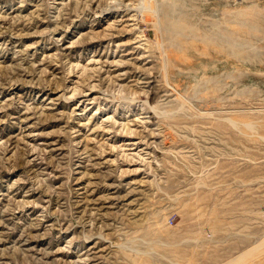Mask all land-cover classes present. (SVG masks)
Wrapping results in <instances>:
<instances>
[{
    "label": "rangeland",
    "instance_id": "obj_1",
    "mask_svg": "<svg viewBox=\"0 0 264 264\" xmlns=\"http://www.w3.org/2000/svg\"><path fill=\"white\" fill-rule=\"evenodd\" d=\"M143 3L0 0V264H264V0L229 57Z\"/></svg>",
    "mask_w": 264,
    "mask_h": 264
},
{
    "label": "bare ground",
    "instance_id": "obj_2",
    "mask_svg": "<svg viewBox=\"0 0 264 264\" xmlns=\"http://www.w3.org/2000/svg\"><path fill=\"white\" fill-rule=\"evenodd\" d=\"M210 1L211 0H154L151 3L150 1L145 0V4L143 3L144 6H142V11L148 16L155 13L150 18H155V24L160 25L159 33L161 37L169 40L170 47L176 48L182 53H185L186 50H182L183 47L179 49L180 45L190 48L194 47L191 41L194 40L196 31H201V25H203L206 30L208 29L207 31L209 32L205 33L201 38V42L205 47L204 49L224 54L227 57L230 55H236L238 52L246 49L247 45H245V43H235L228 37L231 35L233 29L232 26H228L223 32L220 31L219 26L213 24L212 21L201 19L199 10H206L207 7L210 6ZM226 13H231V11L226 9ZM244 15H246L245 12H239L236 19L242 21L244 24H248L244 22ZM228 22L229 21L225 20V23L228 24ZM251 28H254V26L245 25L239 27L238 31L247 34L246 29ZM198 65V72H204L203 77L207 76L208 71H214L213 69H216L214 63H211V66L203 63H199ZM198 79L199 76L192 77L194 82H198ZM206 79L205 82H217L214 79Z\"/></svg>",
    "mask_w": 264,
    "mask_h": 264
}]
</instances>
